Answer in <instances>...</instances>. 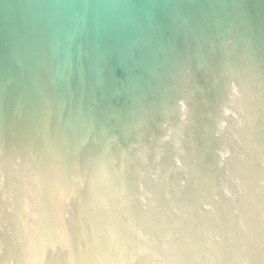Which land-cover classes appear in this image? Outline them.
Segmentation results:
<instances>
[{"label":"water","instance_id":"95a60500","mask_svg":"<svg viewBox=\"0 0 264 264\" xmlns=\"http://www.w3.org/2000/svg\"><path fill=\"white\" fill-rule=\"evenodd\" d=\"M0 264H264V0H0Z\"/></svg>","mask_w":264,"mask_h":264}]
</instances>
